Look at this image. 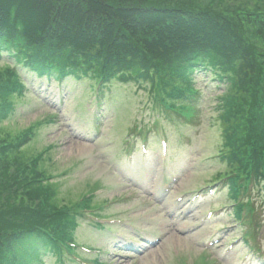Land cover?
Listing matches in <instances>:
<instances>
[{
	"label": "trees",
	"instance_id": "16d2710c",
	"mask_svg": "<svg viewBox=\"0 0 264 264\" xmlns=\"http://www.w3.org/2000/svg\"><path fill=\"white\" fill-rule=\"evenodd\" d=\"M224 2L0 0V60H12L0 64V124L27 92L24 72L88 77L101 93L114 82L145 86L155 104L181 103L188 116L200 94L191 73L211 69L226 85L218 154L225 168L215 179L227 187L233 216L248 226L244 241L256 247L253 191L264 197V0L235 8ZM43 123L5 136L0 127V264H42L47 252L57 262L71 258L81 220L102 209L93 191L65 202L44 166L47 154L22 153Z\"/></svg>",
	"mask_w": 264,
	"mask_h": 264
},
{
	"label": "rangeland",
	"instance_id": "374dc122",
	"mask_svg": "<svg viewBox=\"0 0 264 264\" xmlns=\"http://www.w3.org/2000/svg\"><path fill=\"white\" fill-rule=\"evenodd\" d=\"M23 76L27 92L0 124L1 136L44 121L22 153L47 154L44 166L65 202L93 191L102 208L81 220L71 258L57 262L47 252L42 264H264V197L253 191L256 249L215 179L225 168L218 154L226 85L213 70L191 73L200 94L188 116L181 103L155 104L145 86L114 82L101 93L88 77Z\"/></svg>",
	"mask_w": 264,
	"mask_h": 264
}]
</instances>
